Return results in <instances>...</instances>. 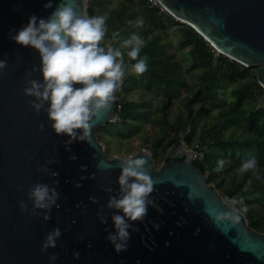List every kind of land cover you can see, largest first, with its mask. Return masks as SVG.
Masks as SVG:
<instances>
[{"label": "water", "instance_id": "water-1", "mask_svg": "<svg viewBox=\"0 0 264 264\" xmlns=\"http://www.w3.org/2000/svg\"><path fill=\"white\" fill-rule=\"evenodd\" d=\"M91 1L73 0V7L78 13L88 14ZM48 2L0 0V60H7V67L0 70V264H93L89 255L79 251L82 242H77L78 235L83 230L84 243L91 250L97 245L94 229L101 220L96 210L123 215L121 210L107 207L108 189L120 187L119 164L130 156L147 160V172L155 182L156 190L150 195L154 206H149L144 220L155 229L156 225L162 227L160 238L169 241L168 246H174L177 255L186 254L194 264H264V232L251 227L244 214L234 226L218 228L213 224L212 210L237 207L208 182V173L194 162L184 145L170 147L158 167L149 150L126 158L106 155L96 128L117 118L116 93L111 108L100 119L94 118L90 143L67 144L70 137L54 132L47 111L37 112L32 107L35 98L25 95L24 88L30 79L43 82L41 57L36 49L16 43L11 36L26 26L32 15L47 19L65 0H52L53 7L45 8ZM158 2L177 19L192 25L221 53L248 67L256 66L257 78L264 87V0ZM50 160L53 163L49 164ZM43 168L49 172L37 171ZM52 172L59 175L52 176ZM79 182L81 186L77 187ZM39 183L56 188L59 208L32 212L28 191ZM21 201L28 205V212L21 211ZM83 210L86 213L81 215ZM45 214L51 217L48 221L43 219ZM74 221L80 229L68 233ZM56 228L61 231L56 248L42 253L47 233ZM130 232L129 244L135 247L138 237ZM77 251L81 253L78 259L74 255ZM51 255L57 256L54 262L49 261ZM119 258L111 259L118 262Z\"/></svg>", "mask_w": 264, "mask_h": 264}, {"label": "trees", "instance_id": "trees-1", "mask_svg": "<svg viewBox=\"0 0 264 264\" xmlns=\"http://www.w3.org/2000/svg\"><path fill=\"white\" fill-rule=\"evenodd\" d=\"M87 13L89 17L106 18L107 32L100 45L105 49L109 45L120 48L122 41L133 33L145 41L140 57H147L148 70L143 74L133 71L136 61L127 55L130 49H121L125 77L116 97L118 124L126 130L123 135L151 125L157 129L153 140L157 148L173 130L189 128L185 138L191 142L198 133L199 120L206 114V103L194 110L191 105L193 95L218 104L217 112L202 124L197 148L203 150V156L194 158V162L208 173V182L215 183L228 202L234 198L242 199L248 209L246 217H249L251 227L263 230L264 105L258 102L261 96L264 97V87L256 71L221 52L217 54V49L201 33L163 11L159 2L118 0L116 5L110 6L109 0H94ZM138 21H143V25L138 27ZM165 26L179 28L177 46L188 53V66L169 49L170 42L163 30ZM114 33H119L115 39ZM190 77H193L192 82ZM228 82H233L230 98L222 104L221 88ZM136 89L142 91L140 100L122 98ZM174 99H187V112H178L172 117L170 106ZM154 101H157L155 107ZM106 128L110 135L115 133L113 128ZM252 159L257 162L256 167L241 172L242 163ZM221 160L224 166L217 171Z\"/></svg>", "mask_w": 264, "mask_h": 264}, {"label": "clouds", "instance_id": "clouds-1", "mask_svg": "<svg viewBox=\"0 0 264 264\" xmlns=\"http://www.w3.org/2000/svg\"><path fill=\"white\" fill-rule=\"evenodd\" d=\"M52 7V0H49L45 8ZM142 25L143 21L137 22L138 27ZM106 32L105 17H89L86 13H78L73 7V0H65L47 19L32 15L28 24L11 36L16 43L25 47L31 46L39 52L43 82L35 79L27 80L28 86L24 88V93L35 98L31 101V105L37 112L42 109L47 111L48 118L52 121L51 127L57 135L70 137L66 141L69 145L76 141L90 143L94 118L100 119L102 114L111 108L115 93L125 75L124 54L121 49H130L127 55L136 61L132 66L136 74L140 75L148 70L147 57H140L141 49L145 44L140 35L131 34L122 41L120 48L109 45L105 49L100 45ZM118 36L119 33H114L113 39ZM6 67L7 60H0V70ZM77 84L82 87H74ZM46 104L47 108H45ZM40 127L43 129L44 126ZM78 130H82V134ZM72 159L75 160L76 157L73 156ZM48 163L51 164L53 161L50 160ZM256 163L255 159L245 161L240 171L254 169ZM146 164L147 160L144 157L131 156L120 161L119 164L121 168L118 178L119 196H111L107 204L109 209L123 212V215L112 216L115 232H109L107 236V240L111 242L117 253L127 251L131 239L129 230H138L128 221L143 222L149 206H154V199H150V195L156 190L155 182L148 174ZM223 166L224 161H219L216 170L220 171ZM82 167L86 168V166ZM37 171L48 173L49 169L43 168ZM51 175L58 176L59 173L52 172ZM108 191L111 192L112 189ZM59 198L60 193L55 187L43 183L34 185L28 191V199L33 201V213H36L37 209L51 212L53 206L59 208L60 205L57 204ZM90 199L95 198L90 197ZM237 203L243 205L244 201L232 200L233 205ZM19 206L22 212H28V205L24 201H21ZM227 209V211L214 209L211 212L212 222L218 228L224 224L234 226L240 221L242 214L248 211L246 206ZM98 215H103V212ZM50 218L47 214L43 216L45 221ZM103 222L107 223V220L104 219ZM60 236L59 228L47 233L41 252L47 253L49 248H56V241ZM74 255L78 259L80 253L76 252ZM56 259V255L49 256L51 262Z\"/></svg>", "mask_w": 264, "mask_h": 264}, {"label": "rangeland", "instance_id": "rangeland-1", "mask_svg": "<svg viewBox=\"0 0 264 264\" xmlns=\"http://www.w3.org/2000/svg\"><path fill=\"white\" fill-rule=\"evenodd\" d=\"M154 2H158L157 0H153ZM118 0H109V5L114 6ZM94 4V0L90 2V6ZM162 10L166 11L164 7L162 6ZM88 15V14H87ZM89 16V15H88ZM165 36L168 38L170 42V50L174 51L177 57L183 60L186 66L190 64L189 62V56L185 49L179 48L177 46L178 38L180 35V30L177 26H165L164 29ZM103 47V46H101ZM220 51L217 49V54ZM257 67H251L252 71H256ZM125 71V70H124ZM125 77V75H124ZM124 77L122 79V83L124 80ZM190 81H193V77H190ZM121 83V85H122ZM233 82H228L224 85V87L221 88V103L225 104L229 101L230 98V92H231V85ZM120 85V86H121ZM117 93V92H116ZM194 94L193 92H191ZM149 97H152V99L156 100V97L147 95ZM123 99H135L140 100L142 98V91L141 90H134L130 93L124 94L122 96ZM187 99L184 100H176L174 99L171 108L170 113L172 117H175L178 112H187L188 110V104L185 102ZM157 101H154V107L156 106ZM203 103H206V114L199 120V126H198V133L192 137L191 142H188L186 140V136L189 135V128L176 131L173 130L171 135L164 140L161 146L154 147L153 140L156 137L157 129L152 128L151 125H147L145 129L141 130H132L130 135H123V132L126 131L122 125L118 124L120 118L117 116L116 119L107 122L106 124H103L96 128L97 135L99 139L105 144L106 148L108 149V152L111 156L118 155L121 157H128L136 152L142 151V150H149L153 155V160L156 164V166H160L163 161L165 160V156L173 145H184L189 153L193 155L194 158L203 156V150H199L197 148L199 134L202 128V124L205 121L210 120L211 116L215 114L218 110V104L210 101L204 100L201 96L193 95V98L191 100V105L195 109H198L199 106ZM259 105H264V97L261 96L259 102ZM117 124V125H116ZM117 129L115 130V127ZM113 128V132L115 133L113 135H110L107 128ZM149 138L148 141L146 138ZM215 186V183H211ZM216 187V186H215ZM235 200L239 201L238 198H234ZM231 205L232 201H229ZM258 205V204H257ZM234 207H237L238 209L245 206V204L241 205L237 203L236 205H233ZM245 217L247 216V212L243 213ZM247 221L249 222V217H246ZM261 232H264L263 230H260Z\"/></svg>", "mask_w": 264, "mask_h": 264}, {"label": "flooded vegetation", "instance_id": "flooded-vegetation-1", "mask_svg": "<svg viewBox=\"0 0 264 264\" xmlns=\"http://www.w3.org/2000/svg\"><path fill=\"white\" fill-rule=\"evenodd\" d=\"M104 149L108 157L118 156V155L111 156L109 154L110 151L108 152V149L106 148L105 144H104ZM111 182H114V180H111ZM78 184L81 185V182H79ZM119 188L120 187H116V188L114 187L111 191L110 197L118 196ZM96 211H97L96 212L97 216L101 219L99 221V224L97 225L98 231L94 229V231L97 234V239H96L97 245L95 246V248H92L91 250H88L86 248V243H84L85 242L84 238L86 234L83 232V230H82L83 234L82 232L79 233L78 235L79 239L77 241L78 243L82 242V244H78V248L81 249V250L79 249V251L84 252L85 255H89L90 261L94 262L93 264H194L193 262L188 261V259L190 260L192 259L188 257L186 254L177 255L174 246L171 247L168 246V244L170 243L168 240H167L168 243H166V239L160 238V235H162L160 233V229L162 228L160 225H158L159 227L155 229V227L151 226V224H149L145 220L142 223L143 225L133 224L132 222L128 221L129 223L132 224L134 229H138L137 231H132V229L129 230L135 233L138 237L136 246L130 247L129 244L127 251L117 253L114 250V247L111 244V242L107 240V236L109 234L108 232L109 231L113 233L115 232L114 222L112 220L113 215L107 214L101 210H96ZM101 212H103V215H98V213ZM84 213H86V210H83V213H81V215H84ZM78 217L75 218L77 219ZM104 219H107V221H111V222L104 223L103 222ZM77 221L71 223V225L67 228L68 233L73 232V229L77 228L76 227ZM77 229L80 228L78 227ZM133 253H135V255H133ZM119 257H122L123 260H121V258ZM111 258H119V259L118 262H116ZM124 260L125 263H121Z\"/></svg>", "mask_w": 264, "mask_h": 264}, {"label": "built area", "instance_id": "built-area-1", "mask_svg": "<svg viewBox=\"0 0 264 264\" xmlns=\"http://www.w3.org/2000/svg\"><path fill=\"white\" fill-rule=\"evenodd\" d=\"M158 1V0H157ZM201 157V156H200Z\"/></svg>", "mask_w": 264, "mask_h": 264}]
</instances>
